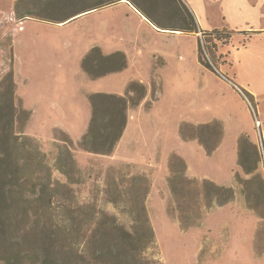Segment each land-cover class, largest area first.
I'll use <instances>...</instances> for the list:
<instances>
[{"label": "rangeland", "instance_id": "rangeland-1", "mask_svg": "<svg viewBox=\"0 0 264 264\" xmlns=\"http://www.w3.org/2000/svg\"><path fill=\"white\" fill-rule=\"evenodd\" d=\"M118 1L0 0V81L12 72L13 131L43 152L42 175L65 184L50 214L58 224L82 220L86 228L98 210L114 215L136 232L134 246L147 264H264V33L247 40L234 31L225 44L201 34L211 69L198 59L200 32L158 30ZM156 14L171 28L182 25L166 1ZM93 46L103 54L123 51L126 66L91 78L81 62ZM131 81L141 82L145 94L138 103L136 92L129 95L124 140L110 154L83 150L88 95H124ZM197 136L214 147L210 154ZM173 154L179 159L171 166ZM19 155L30 173L39 170L29 144ZM70 155L73 165L65 164ZM221 186L233 192L225 202ZM144 212L154 243L142 248ZM13 216L10 233L21 237L23 214L16 209ZM30 223L35 229L23 237V249L58 248L66 238L59 230L44 239ZM108 244L115 253L107 258H125L115 235H98L92 248L99 253ZM23 259L37 264L32 253ZM89 264L100 262L92 256Z\"/></svg>", "mask_w": 264, "mask_h": 264}, {"label": "trees", "instance_id": "trees-1", "mask_svg": "<svg viewBox=\"0 0 264 264\" xmlns=\"http://www.w3.org/2000/svg\"><path fill=\"white\" fill-rule=\"evenodd\" d=\"M128 1L151 23L161 28H166L164 26L167 24L161 22L156 14V7L160 1H166L172 5L174 13L178 14L182 22L179 28L173 29L188 34L200 32L197 49L198 59L204 66L213 69L212 65L205 59L208 46L201 38V34L210 35L225 44L228 42L232 31L226 28L201 29L195 15L187 7L184 0H147V3L139 0ZM211 46H216V44ZM81 66L91 78H96L110 72L122 70L126 66V56L120 50L103 54L98 46H93L83 57ZM15 89L16 84L12 72L9 71L0 81V244L3 245L0 264H21L24 256L29 257L30 253L34 255V259L37 258L34 260L37 264H42L44 260H49L52 264H89L92 256L100 264H147L150 262L139 257L138 248L134 246L136 232L119 224L114 215L104 210L95 212L92 227L86 228L81 223L82 220L79 222L73 221L69 224L55 222L52 214H50V209L54 200L58 197L60 187L65 186V184L53 182L50 177L42 175V171L44 172L45 169L43 152L26 136H19L14 133L13 124L17 111ZM135 92L138 94V99L132 103H138L145 94V87L139 81L129 82L124 95L107 92H93L88 95L91 105V117L87 129L79 140V146L83 150L97 154H110L114 150L127 123L129 95ZM246 93L251 96L248 92ZM181 134H183L182 128ZM198 139L207 154H210L214 147H209L200 138ZM28 144L34 149L36 154L34 160L39 166V170L33 173L27 170L28 159L19 155L21 151L26 150ZM174 159H179L177 154L172 155L171 166ZM181 161L185 166L183 160ZM67 163L69 165L74 164L71 155L66 158L65 164ZM62 167L63 165L59 166V169L65 172ZM174 178L175 175L168 179L171 186ZM220 189L229 195L224 202L232 197L231 187L221 186ZM16 209H20L21 214H23L24 222L21 237H14L10 233L14 218L13 212ZM44 216H47V218H44ZM31 218H33L44 239H51L59 230L66 234L62 245L56 248L52 244L43 243L39 250L21 248L25 243L23 237L35 229L30 223ZM142 227L146 237L142 242V248H145L154 243L153 229L145 212ZM98 235H115L116 240L126 247L123 251L125 258L119 259L120 253L115 254V260L107 258L108 255L113 256L115 253L110 244L107 245L104 251L101 250L99 253H97V250H93L92 244ZM58 251L61 253L60 258L57 257Z\"/></svg>", "mask_w": 264, "mask_h": 264}, {"label": "crops", "instance_id": "crops-1", "mask_svg": "<svg viewBox=\"0 0 264 264\" xmlns=\"http://www.w3.org/2000/svg\"><path fill=\"white\" fill-rule=\"evenodd\" d=\"M206 1H208L209 4L215 8L214 12H208ZM184 2L193 12L199 27L203 30L226 28L232 32L235 31L236 34L240 36L243 35L247 40L252 37L261 36L264 33V0H184ZM119 3L127 4L131 9H134V11L140 14L142 19L148 21L158 30H174L177 33L181 32L178 29L171 28L168 23H166L167 25L165 26L162 25L166 28L154 25L128 0H119L118 4ZM213 17L216 18L217 23H211L214 20ZM248 93L251 96L253 95L251 89H249ZM128 128L129 120H127L125 129L118 142H122L124 140ZM241 135H243V133L240 131L238 142Z\"/></svg>", "mask_w": 264, "mask_h": 264}, {"label": "water", "instance_id": "water-1", "mask_svg": "<svg viewBox=\"0 0 264 264\" xmlns=\"http://www.w3.org/2000/svg\"><path fill=\"white\" fill-rule=\"evenodd\" d=\"M94 9H95V8L88 9V10H85V11H83V12H81V13L75 14V15L71 16L70 18L64 20L63 22H66V21H70V20H72V19H75V18H77V17H79V16H81V15H83V14L89 12V11H92V10H94Z\"/></svg>", "mask_w": 264, "mask_h": 264}, {"label": "built area", "instance_id": "built-area-1", "mask_svg": "<svg viewBox=\"0 0 264 264\" xmlns=\"http://www.w3.org/2000/svg\"><path fill=\"white\" fill-rule=\"evenodd\" d=\"M21 28V27H20ZM242 94H243V96L247 99L248 97H247V95L245 94V93H243L242 92ZM248 100V99H247Z\"/></svg>", "mask_w": 264, "mask_h": 264}]
</instances>
